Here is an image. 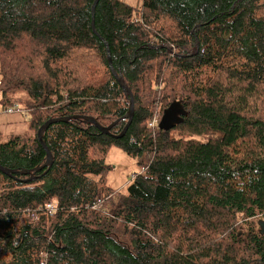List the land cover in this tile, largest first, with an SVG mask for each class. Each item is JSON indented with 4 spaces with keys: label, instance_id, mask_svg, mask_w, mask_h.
I'll list each match as a JSON object with an SVG mask.
<instances>
[{
    "label": "trees",
    "instance_id": "16d2710c",
    "mask_svg": "<svg viewBox=\"0 0 264 264\" xmlns=\"http://www.w3.org/2000/svg\"><path fill=\"white\" fill-rule=\"evenodd\" d=\"M95 2L0 0L1 101L31 115L0 131V264H264V0H99L94 32Z\"/></svg>",
    "mask_w": 264,
    "mask_h": 264
},
{
    "label": "rangeland",
    "instance_id": "374dc122",
    "mask_svg": "<svg viewBox=\"0 0 264 264\" xmlns=\"http://www.w3.org/2000/svg\"><path fill=\"white\" fill-rule=\"evenodd\" d=\"M131 6L136 9H140L142 6V0H124ZM2 94L0 91V112H6L1 102ZM15 105H19L21 109H24V106L20 103H16ZM27 124L22 120L23 124H25L26 130L29 124V120L31 115L27 113ZM1 127V125H0ZM25 130V131H26ZM5 137L11 134H6L4 129L0 130ZM107 165L109 166V171L107 173V182L110 186L117 189L123 195L127 196L128 188L130 184L133 182V179L136 174L142 172V168L137 164V161L128 155L125 151L121 149V147L114 146L109 156L107 157Z\"/></svg>",
    "mask_w": 264,
    "mask_h": 264
},
{
    "label": "water",
    "instance_id": "95a60500",
    "mask_svg": "<svg viewBox=\"0 0 264 264\" xmlns=\"http://www.w3.org/2000/svg\"><path fill=\"white\" fill-rule=\"evenodd\" d=\"M99 0H96L94 6H93V18H92V27H93V30L94 32L96 31L95 30V24H94V17H95V10H96V6L98 4ZM108 56H109V62L111 63V58H110V52H109V49H108ZM120 83L121 85L123 86L125 92L131 96V106H130V110H129V113L127 115V117L129 118V122L128 124L126 125L125 129L123 130V132L118 136L119 138L124 136L133 120V116H134V111H135V107H134V99H133V94L131 92V90L129 89V87L126 86V84L124 83L123 79L120 78ZM187 112L186 110L184 109V106L182 104L181 101H175L173 102L169 108H167L165 111H164V114L161 118V121L159 123V128L162 129V130H170L172 129L174 126H176L178 123L182 122L183 120V116L186 115ZM76 117V116H75ZM71 117H66V118H58V119H51L49 121H47L44 125L41 126V128L39 129V139L40 141L43 143L46 151H47V161L45 163V167L46 166H49L51 167L52 164H53V156H52V153L51 151L48 149L46 143L44 142V135H45V132L46 130L48 129V127L54 123V122H57V121H67L68 119H70ZM89 121L93 122L94 124H96L99 128H101V130L105 133H109L110 130L112 129V127L117 123L115 122L114 124H112L111 126L109 127H103L101 126L98 121L94 118H88ZM0 169H2L4 172L6 173H9V171L5 168H3L1 165H0Z\"/></svg>",
    "mask_w": 264,
    "mask_h": 264
},
{
    "label": "crops",
    "instance_id": "0c3cea01",
    "mask_svg": "<svg viewBox=\"0 0 264 264\" xmlns=\"http://www.w3.org/2000/svg\"><path fill=\"white\" fill-rule=\"evenodd\" d=\"M27 113L26 111H16L12 114L0 112V130L4 129L6 134L23 133L26 130ZM22 120L25 124H23Z\"/></svg>",
    "mask_w": 264,
    "mask_h": 264
},
{
    "label": "built area",
    "instance_id": "2783aa9c",
    "mask_svg": "<svg viewBox=\"0 0 264 264\" xmlns=\"http://www.w3.org/2000/svg\"><path fill=\"white\" fill-rule=\"evenodd\" d=\"M19 110H21L19 105H15L14 107L7 109L6 113L12 114V113H14L16 111H19ZM158 122H159V118L155 117L154 120L151 122V126L157 125ZM56 208H57V203L56 202H53V203H50V204L47 205V210L50 213H53L56 210ZM27 211H29V209H27ZM46 260H47V254H44V258H43V261H42L41 264H46L47 263Z\"/></svg>",
    "mask_w": 264,
    "mask_h": 264
},
{
    "label": "clouds",
    "instance_id": "9594fccd",
    "mask_svg": "<svg viewBox=\"0 0 264 264\" xmlns=\"http://www.w3.org/2000/svg\"><path fill=\"white\" fill-rule=\"evenodd\" d=\"M19 111H26L25 109H21V110H19Z\"/></svg>",
    "mask_w": 264,
    "mask_h": 264
}]
</instances>
